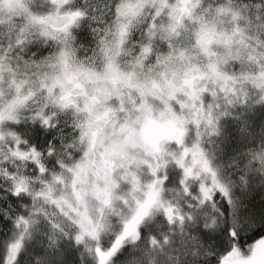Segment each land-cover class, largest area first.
I'll return each instance as SVG.
<instances>
[{
  "label": "snow or ice",
  "instance_id": "6c2138e0",
  "mask_svg": "<svg viewBox=\"0 0 264 264\" xmlns=\"http://www.w3.org/2000/svg\"><path fill=\"white\" fill-rule=\"evenodd\" d=\"M259 109L264 16H244L234 0H0V221L13 229L0 233V264H25L41 228L49 248L69 236L94 264H116L154 208L173 219L162 194L174 177L183 192L198 186L210 210V264H264ZM227 117L242 140L234 151H246L220 148L218 160L205 144L224 143ZM233 163L244 167L233 174ZM129 198L124 218L117 203Z\"/></svg>",
  "mask_w": 264,
  "mask_h": 264
},
{
  "label": "clouds",
  "instance_id": "9594fccd",
  "mask_svg": "<svg viewBox=\"0 0 264 264\" xmlns=\"http://www.w3.org/2000/svg\"><path fill=\"white\" fill-rule=\"evenodd\" d=\"M215 3V0H213ZM238 5L243 15L246 17L264 16V0H234ZM209 89H215L217 85L212 81L204 82ZM56 122L51 127L55 128ZM252 126L257 134L264 130V109H259L252 113ZM43 132L48 133V125H41ZM203 130V129H201ZM191 137L195 135V127H189ZM28 136L35 138V132L30 131ZM22 139H24L22 137ZM212 138L211 144L206 143L207 148L216 149L215 155L219 160L222 158L220 148L229 155L240 157L243 151L235 152L236 148H240L242 140L239 137L235 123L230 117L225 118L223 127V144H217ZM43 140V136H41ZM208 137H205L207 142ZM51 143V141H49ZM257 146L261 140L257 138ZM15 148V145H12ZM179 149V145L176 146ZM8 145H4L6 151ZM175 150V149H174ZM7 162V156L4 157ZM246 162V161H244ZM26 168V164L21 162ZM244 163H233L230 169L231 173H237L238 169L243 168ZM259 167V164H256ZM23 170V169H22ZM30 172L31 169H28ZM169 171L175 172L176 169L169 165ZM254 196L253 202L259 207L264 203V171L253 172ZM164 176V170H161V177ZM151 177L145 175L141 180V189L136 193V196L141 200L144 198V192L147 191L145 185L150 182ZM0 187L5 189L4 200L7 201L8 187L6 183L0 182ZM63 186H60L62 189ZM171 189V190H169ZM127 188L122 189L127 192ZM199 195L198 186L197 192H183L182 186H179L176 178L172 182L165 184V191L162 194L165 205H171L173 208V219L169 220L168 215L163 209L154 208L151 215L146 217L140 224L143 229L142 238L138 241H132L130 238L125 242L124 248L121 250L120 259L116 264H210L211 257L205 254L204 249L208 246L204 243V236L207 229L204 228L203 222L206 216L210 215V210L202 205L197 199ZM136 208L135 201L129 198L128 204L122 201L117 203V209L122 213L124 218H130ZM52 209H50L51 211ZM180 216L184 219L181 220ZM113 229L120 226V217L113 216ZM12 226L8 220L0 221V233L5 236L12 232ZM157 243L153 244L152 241ZM25 264H94L92 257L88 256L83 251L82 245H77L74 238L65 236L62 238L60 245L57 248H49L47 245V236L44 235V229H40V233L36 237V243L27 253Z\"/></svg>",
  "mask_w": 264,
  "mask_h": 264
}]
</instances>
